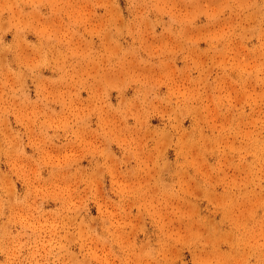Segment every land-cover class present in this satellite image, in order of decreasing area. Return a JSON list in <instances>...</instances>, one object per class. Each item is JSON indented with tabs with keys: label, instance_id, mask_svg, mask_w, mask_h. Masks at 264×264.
<instances>
[{
	"label": "rangeland",
	"instance_id": "1",
	"mask_svg": "<svg viewBox=\"0 0 264 264\" xmlns=\"http://www.w3.org/2000/svg\"><path fill=\"white\" fill-rule=\"evenodd\" d=\"M0 264H264V0H0Z\"/></svg>",
	"mask_w": 264,
	"mask_h": 264
}]
</instances>
